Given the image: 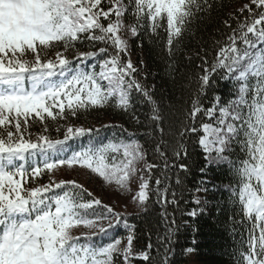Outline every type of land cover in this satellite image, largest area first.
<instances>
[{"label":"snow or ice","instance_id":"obj_1","mask_svg":"<svg viewBox=\"0 0 264 264\" xmlns=\"http://www.w3.org/2000/svg\"><path fill=\"white\" fill-rule=\"evenodd\" d=\"M212 7L209 0H0V264H168L169 248L161 254L149 243L137 250L131 233L126 242L110 237L109 230L123 219L122 214L102 204L82 184L53 179L47 185L25 189L21 179L27 170L17 165L36 152L44 155L73 137L99 131L68 126L62 140L39 135L33 142L30 135L25 136L30 122L41 123L47 132L49 118H78L81 112L103 109L113 101L115 107L127 111L133 91L152 105L149 120L161 137L155 152L164 158L165 169L169 167L168 148L175 157L187 155L182 141L190 133L198 137L209 161L230 165L236 179L230 191L241 222H250L240 264H264V0L243 4L237 10L240 15L232 17L235 27L225 21L230 33L216 42L211 63L206 54L202 60L197 92L185 116L188 122L172 134L174 139L179 137L176 143L164 139L167 116L137 78L139 69L128 57L126 35L136 37L141 29L153 36L163 29L168 54L173 56L193 20ZM85 43L104 46L77 52V44ZM70 53L75 55L69 58ZM99 54L105 57L99 71L95 66L87 71L77 63ZM218 71L233 81V98L225 104L215 96L211 106L205 107L200 96ZM237 144L240 156L230 159L226 154H233ZM145 157L143 146L135 140L93 142L67 160L46 161L43 168H32L31 175L34 179L58 166H79L102 185H114L121 194L127 193L144 211L150 193L160 203L176 205L175 192L169 200L170 187L160 178L155 179V189L151 188V175L144 173L150 174L159 165L141 167ZM179 167L187 169L185 164ZM134 179L139 180L135 189ZM66 186L79 191L72 195L53 192ZM80 193L89 199L81 202ZM98 207L104 211L97 213ZM161 215L167 218L166 210ZM188 215L197 212L193 209ZM80 225L89 231L73 235ZM101 234L110 242L97 246L93 240Z\"/></svg>","mask_w":264,"mask_h":264},{"label":"trees","instance_id":"obj_2","mask_svg":"<svg viewBox=\"0 0 264 264\" xmlns=\"http://www.w3.org/2000/svg\"><path fill=\"white\" fill-rule=\"evenodd\" d=\"M209 3L213 5L212 9L201 13L193 20L171 57L166 48L167 36L163 29L158 36L141 29L138 36L130 38L132 54L128 57L139 69L137 78L148 88L153 99L163 108L167 116L164 124V139L169 144L179 141V137L174 139L172 134L182 122H188L185 116L191 99L197 92V79L202 74L201 66L205 54L211 63L217 50L216 42H222L230 33V29L225 27V21L235 27L232 17L240 15L237 10L248 3V0H209ZM128 23H132L131 19ZM103 46L77 44L76 51H97ZM72 55L75 53H70L69 58ZM103 59H105L103 54H99L77 63L87 71H92L94 66L95 70L99 71V64ZM234 91L233 81L225 78L222 71H218L213 74L212 83L200 96V100L205 107H209L214 102L213 98L219 96L221 103L226 104L233 98ZM151 108L152 105L147 103L141 94L133 91L127 111L115 107L113 101L103 109L81 112L78 118L70 115L66 119L56 121L49 118L45 121L47 132L44 131V125L41 123L30 122L25 136L27 138L30 135L33 142L39 135H46L53 141L62 140L68 126L92 127L99 131L82 137H73L66 141L62 148L57 146V149H47L44 155L36 152L24 161H17L18 166L23 164L27 170L25 177L22 179L17 177V179H21L25 189L47 185L52 171H43L39 177L33 179L32 168L37 166L43 168L46 161L67 160L74 153L87 149L93 142L102 144L109 141H138L146 153L144 163L159 165L152 169L150 174L145 173L146 177L151 175V188L155 189V179L160 178L170 187L168 199L171 200V192H175L178 203L165 205L158 202L157 197L150 193V199L144 206L147 211L123 214V219L109 230V236L126 241L131 233L135 236L133 247L137 250L149 243L154 249L159 248L161 254L164 248H169L171 250L167 253L168 264H240V252L247 242L250 222L247 220L241 222L239 207L230 191L229 186L236 183L230 165L227 162L209 161L207 154L197 142L198 137L190 133L182 141L187 155L181 154L175 157L171 148H168L169 167L165 169L164 158L155 152V144L161 137L154 131L149 120ZM199 119L208 122L207 118ZM105 124L115 127H101ZM226 155H229L230 159L240 156L239 145L233 146V154ZM180 164L187 165V169H181ZM202 168L205 169L203 173ZM177 179L180 181L179 185L176 183ZM88 188L84 187L91 192ZM78 191L71 186L53 189L55 193L67 192L69 195ZM91 193L93 197L96 196ZM80 195L81 202L89 199L83 193ZM196 199L201 200L202 203L197 205L194 202ZM193 209L196 210L197 215H188ZM96 210L97 213L104 211L99 207ZM165 210L167 218L161 215ZM173 219L175 223H170ZM108 242L109 239L103 234L94 237L93 240L97 246ZM188 249L192 251L189 252ZM153 254L155 255V252ZM134 264H143V262L134 261Z\"/></svg>","mask_w":264,"mask_h":264},{"label":"rangeland","instance_id":"obj_3","mask_svg":"<svg viewBox=\"0 0 264 264\" xmlns=\"http://www.w3.org/2000/svg\"><path fill=\"white\" fill-rule=\"evenodd\" d=\"M130 34L126 35L128 39V56L132 54L130 46ZM81 127V126H77ZM145 163L142 162L140 165L143 167ZM146 173V172H145ZM144 173V175H145ZM146 177V175H145ZM75 180L77 183L82 184L83 187H89L88 189L96 194V198H99L102 201V204H108L112 206L116 212L123 214H136L142 211L140 206H137L135 203L131 202L128 199L127 193L121 194L114 185H108L101 183L100 179H97L93 174L90 178L89 171L81 168L79 166L68 167L67 165L58 166L57 169L50 173V180ZM139 183L138 179H134L132 182L133 189L136 188V185ZM127 204V207L125 205ZM106 223V221H105ZM89 231L83 225L78 226L73 229V235H79L82 232ZM126 242V241H125Z\"/></svg>","mask_w":264,"mask_h":264}]
</instances>
